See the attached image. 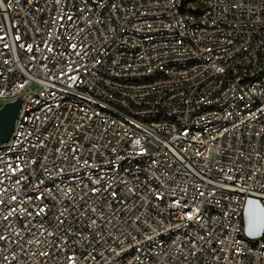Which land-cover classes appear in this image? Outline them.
Masks as SVG:
<instances>
[{"label": "built area", "instance_id": "obj_1", "mask_svg": "<svg viewBox=\"0 0 264 264\" xmlns=\"http://www.w3.org/2000/svg\"><path fill=\"white\" fill-rule=\"evenodd\" d=\"M0 264H264V0H0Z\"/></svg>", "mask_w": 264, "mask_h": 264}, {"label": "water", "instance_id": "obj_2", "mask_svg": "<svg viewBox=\"0 0 264 264\" xmlns=\"http://www.w3.org/2000/svg\"><path fill=\"white\" fill-rule=\"evenodd\" d=\"M21 99L3 103L0 108V144L6 142L14 128L15 120L20 109Z\"/></svg>", "mask_w": 264, "mask_h": 264}, {"label": "rangeland", "instance_id": "obj_3", "mask_svg": "<svg viewBox=\"0 0 264 264\" xmlns=\"http://www.w3.org/2000/svg\"><path fill=\"white\" fill-rule=\"evenodd\" d=\"M2 101V103H5V102H7V101H9V100H1Z\"/></svg>", "mask_w": 264, "mask_h": 264}]
</instances>
